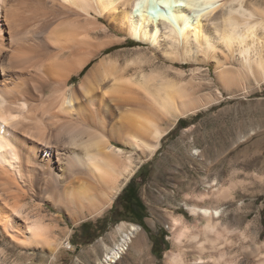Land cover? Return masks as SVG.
I'll return each mask as SVG.
<instances>
[{
    "label": "bare ground",
    "instance_id": "obj_1",
    "mask_svg": "<svg viewBox=\"0 0 264 264\" xmlns=\"http://www.w3.org/2000/svg\"><path fill=\"white\" fill-rule=\"evenodd\" d=\"M165 2L0 0V264L54 262L72 248L59 222L104 216L182 117L261 89V0ZM130 39L143 44L108 52ZM202 183L164 264H264L259 217L233 227L219 183ZM142 229L120 224L94 264L146 252Z\"/></svg>",
    "mask_w": 264,
    "mask_h": 264
},
{
    "label": "rangeland",
    "instance_id": "obj_2",
    "mask_svg": "<svg viewBox=\"0 0 264 264\" xmlns=\"http://www.w3.org/2000/svg\"><path fill=\"white\" fill-rule=\"evenodd\" d=\"M261 3L264 5L263 0ZM139 44L143 43L130 39L126 44L110 47L108 52ZM176 66L189 69L193 65L176 63ZM238 93L241 92L235 91L236 96L232 97L224 91L221 102L195 115L182 117L165 136L159 151L142 164L104 216L79 225L66 217L61 220L59 227H66L68 223L73 230L72 248L63 250L61 256L49 264H86V261L94 264L96 256L91 248L98 246L99 255L103 257L101 241L113 246L118 239L113 237L114 231L123 222L136 223L143 228L141 234H145L148 253L131 250L121 264H149L148 257L157 264H164L165 252L173 247L175 232L170 225L171 218L184 214L187 220L193 221L184 197L208 188L203 180L219 183L216 188L225 194L222 208L233 227L244 229L259 217L261 237L258 242H264V84L250 96ZM129 183L146 206L144 226L134 221L122 204L121 195ZM49 208L52 212L48 217L52 218L57 212ZM238 264H255V261L241 257Z\"/></svg>",
    "mask_w": 264,
    "mask_h": 264
},
{
    "label": "trees",
    "instance_id": "obj_3",
    "mask_svg": "<svg viewBox=\"0 0 264 264\" xmlns=\"http://www.w3.org/2000/svg\"><path fill=\"white\" fill-rule=\"evenodd\" d=\"M121 200L124 208L131 213L134 221L139 222L144 226L143 221L146 217V206L141 198L138 196L136 189H134L133 184L129 183L124 189L121 195ZM137 207H140V213L137 214ZM156 250V247H155ZM159 252V250H156Z\"/></svg>",
    "mask_w": 264,
    "mask_h": 264
},
{
    "label": "snow or ice",
    "instance_id": "obj_4",
    "mask_svg": "<svg viewBox=\"0 0 264 264\" xmlns=\"http://www.w3.org/2000/svg\"><path fill=\"white\" fill-rule=\"evenodd\" d=\"M159 2L161 4H163L165 8H168L170 6V4L169 3H166L165 0H159ZM136 7L139 9L141 7V5L140 4H137ZM153 11H155V9H153Z\"/></svg>",
    "mask_w": 264,
    "mask_h": 264
},
{
    "label": "flooded vegetation",
    "instance_id": "obj_5",
    "mask_svg": "<svg viewBox=\"0 0 264 264\" xmlns=\"http://www.w3.org/2000/svg\"><path fill=\"white\" fill-rule=\"evenodd\" d=\"M137 214L140 213V207H137Z\"/></svg>",
    "mask_w": 264,
    "mask_h": 264
}]
</instances>
